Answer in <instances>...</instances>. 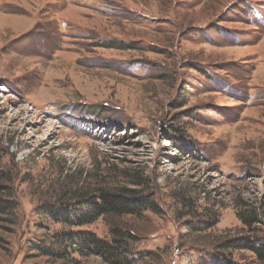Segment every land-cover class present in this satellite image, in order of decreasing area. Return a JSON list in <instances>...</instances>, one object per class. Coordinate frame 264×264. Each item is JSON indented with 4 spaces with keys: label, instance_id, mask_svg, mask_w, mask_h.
Returning a JSON list of instances; mask_svg holds the SVG:
<instances>
[{
    "label": "rangeland",
    "instance_id": "1",
    "mask_svg": "<svg viewBox=\"0 0 264 264\" xmlns=\"http://www.w3.org/2000/svg\"><path fill=\"white\" fill-rule=\"evenodd\" d=\"M0 173V264H112L66 238L116 225L132 264H264L229 247L264 245V0H0ZM122 188L154 207L44 209Z\"/></svg>",
    "mask_w": 264,
    "mask_h": 264
},
{
    "label": "trees",
    "instance_id": "2",
    "mask_svg": "<svg viewBox=\"0 0 264 264\" xmlns=\"http://www.w3.org/2000/svg\"><path fill=\"white\" fill-rule=\"evenodd\" d=\"M6 177L0 173V214L14 211L17 201L13 195L14 190L8 184ZM136 190L122 188L118 191H101L97 195L81 197L78 201V209L73 210L63 206L50 205L45 207V211L54 220L63 222L70 226H90L100 218L108 216H129L138 214L141 211L154 207L153 202L147 196L136 195ZM121 226L112 228L111 241L97 237L94 234H85L81 239L74 237L67 240L78 244L82 255L99 254L112 264H132L133 254L132 244L135 237L131 231L125 230ZM79 240V241H77ZM261 240L242 238L229 245L232 250L247 249L256 254V257L264 263V245ZM215 264H239L232 258H227Z\"/></svg>",
    "mask_w": 264,
    "mask_h": 264
}]
</instances>
